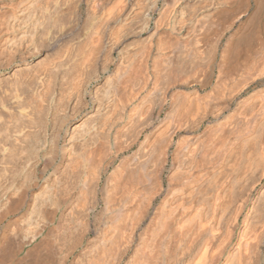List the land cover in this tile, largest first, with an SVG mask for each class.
<instances>
[{"label":"bare ground","instance_id":"6f19581e","mask_svg":"<svg viewBox=\"0 0 264 264\" xmlns=\"http://www.w3.org/2000/svg\"><path fill=\"white\" fill-rule=\"evenodd\" d=\"M14 1L0 0V264H264V0ZM99 71L106 92L90 90ZM71 93L92 107L59 150Z\"/></svg>","mask_w":264,"mask_h":264},{"label":"rangeland","instance_id":"374dc122","mask_svg":"<svg viewBox=\"0 0 264 264\" xmlns=\"http://www.w3.org/2000/svg\"><path fill=\"white\" fill-rule=\"evenodd\" d=\"M19 1H20V3H21V0H19ZM19 1H18V0H15V1H14L13 5L15 4V5H14L15 8H16L18 5L21 6V4H18ZM16 2H17V3H16ZM19 6H18V7H19ZM1 13H2V11H1V9H0V14H1ZM189 31H190V30H189ZM189 31L184 32L182 35H180L181 38L184 39V40H183V39H182V40H183V41H186L187 43L189 42V41H187V39L190 40V39H191L190 36L192 35V32L190 31V33H189ZM174 37H175L176 39L178 38V36H176V35H175ZM188 37H189V38H188ZM186 42H184V43H186ZM187 43H186V44H187ZM132 47H133V46H132ZM132 47H130V48L127 47L125 50L128 49V51H127V52L125 51V52L128 53L129 56L134 57V60H135V61H136L137 59L139 60L140 57H137L136 55H138L139 53L142 52V50H145V49H143V47L140 48L139 46H136V47H137V48H136V47L134 46V49L136 48V51L134 52ZM131 48H132V49H131ZM130 50H131V51H130ZM154 51H156V47L154 48V46H153V49H151L150 52H154ZM132 52H133V53H132ZM137 52H138V54H134V53H137ZM144 52H145V51H143V53H144ZM157 52H158V50H157ZM157 52H155V53L157 54ZM143 53H141V54H143ZM155 53H154V54H155ZM141 54H139L138 56H141ZM126 55H127V54H126ZM135 58H136V59H135ZM115 60H116V61H115L114 65L112 64L111 67H110V71H113V69H115V67L117 68V66H118V64H119V63H117V62H118V56H115ZM125 61H127V59H126ZM120 63H123V65L121 64V66H123V67H118V68H120L121 70H122V69H125L126 67H124V66H125L124 64H125L126 62H124V60H123V61H121ZM126 64H127V63H126ZM115 65H116V66H115ZM119 66H120V64H119ZM134 66H140V67H141L142 64H139V63H138V65H137V61H136V62L134 63ZM134 66H133V67H134ZM97 67H99V65H98ZM143 67H144V66H143ZM135 68H138V67H134V71L131 72L130 74H135L134 72H135V70H136L138 73L140 72V74H141L140 77H141V76H144V77L147 76V71H146V70H143L142 67H141V69H140V70H143L142 72H141L139 69L137 70V69H135ZM144 69H145V68H144ZM115 70H116V69H115ZM99 72H100V71H99ZM137 72H136V75H135V76H137V77L133 76L134 78H138V74H137ZM143 72H145V74H144ZM98 74H100V75H98ZM62 75H63V74H62ZM62 75H60V77H61ZM101 75H102V76H101ZM145 75H146V76H145ZM97 76L99 77V79H98V80H95V79L93 80V79H92V83H91V85H90V87H91L90 90H91V91H97V90H98L99 93H101V91L103 92L105 89H106V91H107V88H109V87H107V88L105 87V86L108 85V83H105V82H106L105 80H106V77L109 76L108 73H106V74H102V73L100 72V73H97ZM131 77H132V76H131ZM133 77H132V78H133ZM104 78H105V79H104ZM76 80H77V79H76ZM76 80H73L74 83L77 82V83H75V85H73V84H74L73 82H69V83L71 84L72 87H73V86L75 87V86H77V85L79 86V81H76ZM62 82H64V81H62ZM65 82H66V80H65ZM65 82H64V83H61V80H60V83L63 84V85H65V87H66V89H67V88H68L67 86H70V85H69V84L66 85ZM94 82H95V83H94ZM96 82H97V83H96ZM98 82H99V83H98ZM60 83H59V88H60L59 90H60V91H58V92L63 91V92H65V94H66L65 89H63V88L61 89V87H62L63 85H61ZM104 83L107 84V85H104ZM60 85H61V86H60ZM78 86H77V87H78ZM63 87H64V86H63ZM65 87H64V88H65ZM97 87H98L99 89H98ZM95 88H97V89L95 90ZM104 88H105V89H104ZM73 89H74V91H72V93L74 92L73 94H76V91L79 92V89H80V88L78 87V90H76L75 88H73ZM92 89H93V90H92ZM106 91H104V92H106ZM72 93H71V96H72V97H71V96L69 97L68 94H67V96H66V97H67L66 99H67L68 101L70 100V101H69L70 103H68L69 106L66 105V106L69 108V110H68L67 108H66V110L69 111V112H71L70 110H72V109H71V106H72V108H74V109H76V108L78 107L77 105H75L76 102H77L78 105H80V104H79V99L75 100V98H77V97L79 96V93H78L77 95H74V96H73ZM103 94H104V93H103ZM57 95H58L57 98H59V96H62V95H64V94H63V93H61V94L58 93ZM46 96H47V95H46ZM100 96H101V94H100ZM102 96H103V95H102ZM47 97H48V96H47ZM73 97H74V99H73ZM68 98H69V99H68ZM70 98H71V99H70ZM78 98H79V97H78ZM72 104H73V105H72ZM66 106H65V107H66ZM74 106H75V107H74ZM76 106H77V107H76ZM65 107H63V108L61 109V111L58 112V114H57V118H58V119L63 118V116H66L67 118H69V116H68V113H69V112H67V111L64 109ZM79 107H80V106H79ZM79 107L76 109V111L79 109ZM91 107H92V105L90 104V106H88V107L85 108V109H81V107H80V110H79V111L76 112V111L74 110V111H75V112H74V111L72 110V112H71L72 114L69 113L70 116L72 115V118H71V117L69 118V120H68V122H67L68 125H67V123H66V124L63 126V128L61 129V132H60V137H59V139L57 140V143H58V146H59V150H61L62 147H67V146H65V144L67 145V142H66V141H65V142L63 141V140L66 139V137H65V136H66V135H65V131H66L68 128H70V126H71L73 123H75V122H76V123H79V122H81V121L83 122V121L85 120V118H87V117L89 116V115H88V114H89L88 112L91 111ZM62 110H63V111H62ZM64 110L66 111L67 114L64 112ZM74 113H75V114H74ZM64 114H65V115H64ZM66 126H67V127H66ZM50 129H52V128L50 127V128H48V129H46V132L44 133V135H46V141H48V142H46V145H47V146H46V149H44V150H48V148H49V147H48V146H49L48 144H50V140L48 139V137L50 138L51 135H52V132H49V131H54V130H55V129H54V130H53V129L50 130ZM56 129H57V128H56ZM64 130H65V131H64ZM47 132H48V133H47ZM62 132H64V133H62ZM47 134H48V135H47ZM61 135H62V136H61ZM63 137H64V138H63ZM62 138H63V139H62ZM62 144H63L64 146H63ZM61 146H62V147H61ZM47 147H48V148H47ZM58 154H59V155L56 154V156L54 157V160H53V161H55V162H53V164H52L49 168L46 169V173H47V174H46V177H47V178H48V176H49V178H53V176L56 175L55 172H53V171H55V168H56L57 166H60L61 162L63 161L62 157L60 158V156H61V151H58ZM55 159H56V160H55ZM60 161H61V162H60ZM71 163H72V162H70V163H68V164H71ZM76 163H78L77 165H79V162H76ZM58 164H59V165H58ZM74 164H75V163H73V165H74ZM71 166H72V165H71ZM73 167L75 168V170H74ZM76 167H78V166H72V167H70V168H71V169L73 168V171H76V172H77L78 169H76ZM63 168L65 169V167H63ZM47 170H48V171H47ZM70 171H71V170H70ZM53 173H54L55 175H54ZM70 173H71V174H74L75 172L72 173V171H71ZM160 201H161V199H158V200H157V204H159ZM21 213H23V211H15V213H14V212L12 213L13 215L11 214V215H9L6 219H3L2 223H1V225H2L1 228H3L5 225H7V224H9L10 222H12V221L14 220V218L16 219V218L20 217V216L22 215ZM19 215H20V216H19ZM16 216H17V217H16ZM4 221H5V222H4ZM8 222H9V223H8ZM31 262H32V261H31ZM31 262H30L29 264H34L33 262H32V263H31ZM44 264H46V262H45ZM48 264H49V263H48Z\"/></svg>","mask_w":264,"mask_h":264}]
</instances>
